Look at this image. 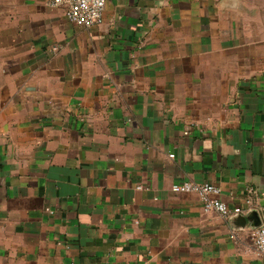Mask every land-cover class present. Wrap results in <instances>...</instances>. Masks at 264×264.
I'll list each match as a JSON object with an SVG mask.
<instances>
[{"label": "crops", "instance_id": "obj_1", "mask_svg": "<svg viewBox=\"0 0 264 264\" xmlns=\"http://www.w3.org/2000/svg\"><path fill=\"white\" fill-rule=\"evenodd\" d=\"M253 211L264 0H107L91 27L0 0V264H264Z\"/></svg>", "mask_w": 264, "mask_h": 264}, {"label": "built area", "instance_id": "obj_2", "mask_svg": "<svg viewBox=\"0 0 264 264\" xmlns=\"http://www.w3.org/2000/svg\"><path fill=\"white\" fill-rule=\"evenodd\" d=\"M107 0H48L52 8L64 7L69 22L91 27L102 24ZM173 156V154H171ZM175 192L196 193L205 212H216L224 218H230L243 211L239 206L230 207L220 198L221 188L211 182L195 183L186 181L172 186ZM247 200V203H250ZM255 248L259 255L264 256V220L255 231Z\"/></svg>", "mask_w": 264, "mask_h": 264}, {"label": "water", "instance_id": "obj_3", "mask_svg": "<svg viewBox=\"0 0 264 264\" xmlns=\"http://www.w3.org/2000/svg\"><path fill=\"white\" fill-rule=\"evenodd\" d=\"M243 222L246 223L247 221H251L252 225L257 228L258 226H260L263 222V219L260 217V215L258 214V212H251L248 216H243L242 217Z\"/></svg>", "mask_w": 264, "mask_h": 264}]
</instances>
